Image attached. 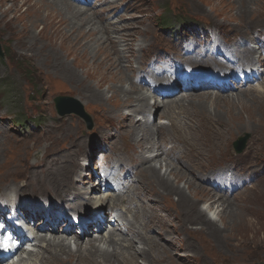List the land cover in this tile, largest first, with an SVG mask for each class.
Instances as JSON below:
<instances>
[{
  "label": "rangeland",
  "instance_id": "obj_1",
  "mask_svg": "<svg viewBox=\"0 0 264 264\" xmlns=\"http://www.w3.org/2000/svg\"><path fill=\"white\" fill-rule=\"evenodd\" d=\"M68 1L74 3L73 0ZM103 3L112 8L104 13L105 19L102 21L103 15L97 12L98 9L85 6L92 9L90 14L95 11V19L100 23L101 29L97 27L98 24L91 22L92 25L81 26L75 30L66 24H56L53 27L34 19L28 12L29 6L25 0H0V43L6 52L5 59L0 58V188L11 180L31 179L32 166L39 163V158L58 150L68 136L81 135L78 125L74 123L82 126V119L77 116L61 118L58 115L54 98L62 95L78 99L93 115L96 127L90 132L89 146L96 147L102 142L107 147H113L112 156L126 164L139 157L136 152L128 154L124 143L118 145L119 124L111 123L112 132L115 134L106 139L99 129L98 121L102 122L104 116L107 121L119 120L125 117L123 114L130 112L129 109L143 108L144 103L141 100L145 95L146 104L161 101L140 85H137L140 87L138 92L130 91V80L124 84L125 88L129 89V98H126L120 91L121 86L117 84V60L120 59L118 50L119 54H122L120 61H123L128 79L129 71L134 78L136 69L146 62L149 54L154 53L153 47L167 51L173 48L181 50V38L187 35L184 30L192 24H184V30L176 33L178 37L174 34L172 38L170 34L174 30L167 33L162 31L159 17L165 15L167 19H172L183 16L180 20L184 21L187 20L185 17H196L197 14L201 17L200 20L204 21L208 19L203 16L209 17L212 14L220 21L230 24L231 27H225L226 32L244 36L249 42L254 41L251 38L253 33L264 30V0H104ZM120 15H124V19H121ZM109 24L118 25L120 31L128 32V35L131 33L128 40L134 43L136 55L130 69L126 64L127 58L123 56L124 51L128 52L122 39L123 35L116 34L109 27L106 34L102 31L103 26L105 28ZM196 25L200 26L201 22ZM91 27L97 28L92 36L89 35ZM80 29L84 30L83 34H80ZM108 36L110 37L106 42L102 40L97 43L98 39H108ZM248 37L251 40H248ZM114 45L118 50L113 48ZM252 87L259 89L250 91ZM206 91L229 94L230 99L199 100ZM190 93L196 96H185L187 109H177L180 113L177 118L188 121L186 114L189 111L196 116L199 125L204 123L199 134L205 144V159L208 160L201 164L193 162L197 158L194 154L193 158L189 156V147L177 138L172 128L165 131V139L160 137V131H156L157 135H151L154 136L152 143L157 142V148L144 155L150 157L158 154L160 148L172 153V172L167 169L163 160L153 161V164L157 165L162 174H166L165 177L178 183L176 187L183 188L186 197L183 202L176 192L169 191L166 182L162 183L159 179L152 181L151 170L144 171L150 189L154 190L136 186L137 193L135 190L133 194L130 191L135 199L121 211V215H128L132 223H136L134 225L137 229L141 224L149 225L148 234L151 233L158 240H151L152 244L155 242L154 248L158 255L154 257L148 253V257L145 260L140 258L139 262L264 264V75L257 82L232 90H196ZM138 97L141 100L135 102ZM205 101H208V104H200ZM151 104L148 105L152 106ZM157 112L154 126L167 124L166 117L159 109ZM141 114L143 115V112ZM17 118L26 121L30 119L31 122L25 128L15 129L13 124ZM67 119L70 121L66 125ZM116 120L113 121L118 122ZM217 124L219 127L214 129ZM226 128H231V132H226L225 138H219V131ZM53 130L56 132L52 133ZM132 130L134 131L130 125L124 129L128 134ZM245 133H250L251 138L244 152L238 155L234 153L233 142ZM158 139L163 140L160 146ZM253 153L259 155L255 157ZM77 168L78 165L76 170ZM225 170H233L245 184L234 188L233 191L217 189L210 183L211 178H219L218 172ZM59 174V179L64 177V174ZM177 176L183 179L177 182ZM131 178H138V182L140 179L144 180L143 176L137 175L135 171L132 172ZM43 182L51 186L56 185V182L49 180ZM222 194L224 198L219 200L217 197ZM211 195L215 196L216 201H210V197H213ZM22 197L41 199L31 195ZM129 209L135 212L134 216ZM131 229L128 226L130 233H122V237L134 238L136 234L133 232L136 230ZM72 232L76 233L75 230ZM116 232L118 237L120 230ZM93 234L94 231L81 240L85 241L84 247L89 239H97V235ZM56 235H63L62 231L56 232ZM93 241L98 244L97 240ZM139 243L142 249L143 244L136 240V245ZM91 256L95 259H90ZM99 257L102 259L99 255H87L86 260L82 259L81 263L76 262L79 261L77 258L71 262L99 264ZM51 260L54 264H63L64 261L67 263L68 255H53ZM105 260V264L112 261L114 264H123V261L116 263L114 258ZM139 262L137 264H140Z\"/></svg>",
  "mask_w": 264,
  "mask_h": 264
},
{
  "label": "bare ground",
  "instance_id": "obj_2",
  "mask_svg": "<svg viewBox=\"0 0 264 264\" xmlns=\"http://www.w3.org/2000/svg\"><path fill=\"white\" fill-rule=\"evenodd\" d=\"M25 2L29 6L28 7L29 14L31 16H33L34 19L42 21V23L47 25V26L52 25L54 27L56 24L60 25V26L66 24L69 27H71L72 29L76 30L77 28H79L81 26H84V27H86V25L89 26L91 24V22H92V24L93 23L94 24L96 23L98 25L100 24L97 22L98 20L96 21V19H95L96 18L95 17V11H93L94 12L93 14H90L89 12L92 9H89L85 6L78 5L76 3H73L72 1H68V0H25ZM110 9H111L110 6L101 7L100 11L104 12V11H108ZM120 18L124 19V15H120ZM97 27L100 28V25ZM108 27H109V29H113L116 34L123 35L122 36V37H124L123 41L126 43V51H128V52L124 51L123 56H124V58L125 57L127 58L126 64L128 65V69L132 68L133 57L135 55V47H134V43H132L128 40V39H130L129 36H131V33L128 35V32L124 33L123 31H120L121 28L118 25H112V24H109L105 28L103 26V28H102L103 33L106 34L108 32V30H109V29H107ZM91 28L92 29H91L90 34H89L90 36L94 35L96 32V29H97L94 27H91ZM80 30H79L80 34H83L84 30H82V29H80ZM109 37L110 36H108V39L107 38L98 39L97 43H100L102 40L103 41L105 40L104 42H106V40H109ZM113 48L118 50V47L116 45H114ZM117 54L119 55V58L121 59L120 55H122V54H119V50H118ZM120 59L117 60V65H118L117 69H119L117 71V81L119 83H117V84H119V86H121L120 91L123 92L124 97L129 98V96L127 95L129 89L125 88V86H124L125 82H128V80H130V86H131L130 91H133L135 93L138 92L140 87H138L137 84L135 83L134 78L130 75V71L128 73L130 76V79L127 78V74H126L124 65L122 63L123 61L121 62ZM131 78H132V80H131ZM256 89H259V88L252 87L250 89V91L256 90ZM199 90H205V89H199ZM221 91H223V90H221ZM190 94L194 97L196 96V94H194V93H184L183 95L181 94L180 97L179 96H175V97H171V98L165 97L167 108H171V107L173 108L172 112L167 113V116L169 118H171L172 120L169 121V124L157 125L156 127H154V129L149 128V125L147 124V122H148L147 119L144 121H140V120L136 121L135 120V116L140 115L141 114L140 111H144L145 110L144 107H146V105H148V104H146L147 95H145L142 100L139 99V97H138L135 102H138V100L143 101V103H144L143 108L140 109L139 107H137L134 109H129L131 113L123 114V115H125V117L119 118V120H118V121H120V119L124 120L125 118H127L124 121H120L121 122V128H122L121 135L123 136L124 144L127 143V146L130 149L135 150V151H139V150H141L143 152L149 151L151 149L157 148V143L155 142V144H153L149 139L150 136L152 134H154L156 131L157 132L160 131L159 134L162 137H164L165 134L163 133V131H164L163 127H165V130L172 128V131L177 136V138H179L181 140V142H183L185 144V146L189 147V150H190L189 156L191 158H193V154H194V156L197 158V160H193V162H199L201 164L204 160H208V159H205V155L203 152L205 144L203 142V138L199 134L201 126L204 123L202 125L201 124L199 125L198 121L196 120V116L194 114L190 113L188 110H187L188 112L186 114L188 117V121H182L181 119L179 120L177 118L178 116H180L179 111L182 110L183 107H185V108L187 107V106H185V99L187 98L185 96L190 95ZM223 98H225L226 101H228V99H230V95L229 94L223 95L220 93L206 91L205 93H203V95L201 96V98L199 100H201V99H206V100L212 99L215 101H220ZM131 100H129V101H131ZM165 100H163V101H165ZM188 101L190 102V100H188ZM200 104L206 105V104H208V101H205L204 103L200 102ZM155 106L159 107V109H161V110L163 109V104H161L159 102L155 103L154 107ZM177 109H179V111H177ZM166 111L167 110L165 109V112ZM251 111L253 112V110H251ZM173 120L175 121L174 123H173ZM179 124H181L183 126H181ZM128 125H130L132 127V129H134V131L133 130L130 131L129 134L125 133V131H124L125 127ZM172 125H173V127H172ZM218 127H219V124H217L214 129H217ZM206 128H208V125H206ZM55 132L53 130L52 133H55ZM226 132H228V133L231 132V128H226V130H224V131L220 130L219 131V136H220L219 138H225ZM81 138H82V135H80L78 137H74L71 135L68 136L67 138L64 139V144L62 146H60L58 150H54V151L46 154L45 156L40 158L39 163H36V165L32 166L33 171L31 174L33 176L31 179H26L24 181L11 180L9 182H6L0 188V192L3 191L4 189L8 188V187H12V189L19 196L31 195L35 198H37L38 196L39 197H50V196L58 197L62 201H64L65 204H67V206L70 207V209H72L73 211H76V214H77V211L80 208L79 204L77 202L68 203L67 197L71 194V195H74L76 198H78L82 194V191L75 185V183L73 181V176L75 175V167L77 166V157L82 153V148L84 145V142ZM140 138H141V140H140ZM161 142H162V140L161 141L159 140L158 146H160ZM158 151H159V153L157 154V156L152 157V158H147L144 155H141L138 157V159L142 162V165H143L140 168L139 173L143 176L144 180L140 181L137 184V186L138 187L144 186V187H147L149 190H154V189H150L151 188L150 184L147 182L146 175L144 174L145 170H151V172H153V173H150V175H151L150 177H151L152 181H158V179H159L162 181V183L166 182V187L169 188V191L176 192L180 196L182 201L184 202V199L186 197L185 190L183 188L176 187V184H178V183L171 181L167 177H165L166 174H162L161 170L157 168V165L153 164V161H159V160L162 161L163 160L164 164L167 166V169L169 168L170 172H172L174 170V169L172 170V164H171V162H169L170 160L168 158L167 151H165L163 148H160ZM251 151H252V149H251ZM161 155H165L166 160L163 157H159ZM253 155L256 157L259 154L253 153ZM214 158H217V157H214ZM144 164H147V165H144ZM59 173L64 174V177L59 179V176L61 175ZM173 174H175V172H173ZM180 175H181V173H180ZM177 178H178L177 182H179V180L183 179L182 177H179V176H177ZM46 180H49L50 182H56V185L51 186L50 184H45L43 181H46ZM57 181L59 182L58 185H57ZM193 187H194V184H193ZM222 187H224V185ZM211 196H213V195H211ZM110 198H112V197H107L106 199H104L102 205L104 206L106 204V201ZM217 198H219V200H221L222 198H224V195L222 194ZM92 200H96V199L93 198ZM210 200H215V196L210 197ZM103 206H102V208H103ZM33 211H38V210L33 209L30 211V213ZM40 215H41L40 213H36V216L40 217ZM57 215L58 214L54 215L53 219H55V226H56V227L54 226L55 230L57 229V231H58L60 229L59 227L64 225V224H67L68 221L65 218L60 219ZM42 219L43 218L40 217L39 223L43 222ZM109 221L110 220L106 219L107 223ZM121 221H124L125 223H127L126 217L121 215L120 221L118 222L117 225H119L121 223ZM57 226H59V227H57ZM104 226H106V225L100 224V226H99L101 229L100 238L89 239V241L86 242V244H87L86 247L83 246L85 241H81V240L77 239L74 242V244H76V250L73 249L72 242L66 241L65 238H62V236L59 237L57 235V236H54L53 238L52 237L48 238V235H41V237L38 238V240H39L38 250L36 252L29 253L30 254L29 259H28L29 261L24 262V260H20V262L18 264H21L22 262H23V264H54L51 260L53 258V255H55V256L68 255V262L66 263V261H64L63 264H65V263L66 264H72L71 261L74 258H77L79 260V261H76L77 263H81L82 259H85L87 255L88 256L89 255L101 256L102 259H100V257H99L100 261H97L99 264H105V262H106L105 259L111 260L112 258H114L116 263H118V262L122 263V261H123V264H137V259L135 257V253H133L132 251H136L139 255L143 256V258H147L148 253L154 257H156L158 255V251L154 248L153 245H151V242H153L151 240L155 239L152 235H150L152 237H149V235L145 234V232L138 231V236L140 237L139 239L142 241V243L145 246L146 245L148 246L147 249L143 248V249L138 250L133 246V241L131 239L125 238L124 236L119 238V239H116V236L112 233L113 231L104 233L103 232ZM50 229H53V230L49 231V229H48V233H46V234L56 235V233H54V228L50 227ZM86 230L89 233H91L89 227H87ZM114 230H116V227H114ZM117 230H118V227H117ZM64 231H65L64 233H67L70 231V228H66ZM72 237H75V236L73 235ZM93 240H97L96 242H98V244H96ZM154 244H155V242H154ZM118 257H120V259H118ZM90 259L94 260L95 258L93 259V257L91 256ZM84 264H87V262ZM94 264H96V263H94ZM110 264H114V262L112 261V262H110Z\"/></svg>",
  "mask_w": 264,
  "mask_h": 264
},
{
  "label": "water",
  "instance_id": "obj_3",
  "mask_svg": "<svg viewBox=\"0 0 264 264\" xmlns=\"http://www.w3.org/2000/svg\"><path fill=\"white\" fill-rule=\"evenodd\" d=\"M61 114H62V110H61ZM237 144V143H236ZM245 147V140L243 141L241 147L238 149V151H242Z\"/></svg>",
  "mask_w": 264,
  "mask_h": 264
}]
</instances>
